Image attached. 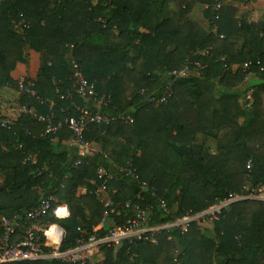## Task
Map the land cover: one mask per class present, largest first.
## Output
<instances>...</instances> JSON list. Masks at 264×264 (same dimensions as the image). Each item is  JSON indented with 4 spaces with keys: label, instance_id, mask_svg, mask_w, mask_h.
<instances>
[{
    "label": "trees",
    "instance_id": "trees-1",
    "mask_svg": "<svg viewBox=\"0 0 264 264\" xmlns=\"http://www.w3.org/2000/svg\"><path fill=\"white\" fill-rule=\"evenodd\" d=\"M228 1L0 0V238L2 218H23L54 196L66 201L69 217H56L54 204L37 225L59 226L61 250L74 248L78 229L92 233L106 209L96 194L103 160L136 170L139 182L115 175L109 183L115 213L101 234L134 218L137 208H152L149 225H161L203 212L246 185H264V30L239 16L237 3L245 0ZM187 62L201 67L191 65L189 76L174 84L170 102L146 105ZM73 63L108 106L71 97ZM21 79L34 83L36 97L20 91ZM85 106L135 121L89 127L85 141L103 151L91 152L78 167L68 151V128L45 135L44 123L20 112L46 115L52 107L64 121ZM80 187L87 189L84 197ZM23 222L15 241L29 227ZM102 251L105 259L97 264H264V202L231 204L210 231L194 223L185 234L162 232L158 244Z\"/></svg>",
    "mask_w": 264,
    "mask_h": 264
},
{
    "label": "built area",
    "instance_id": "built-area-1",
    "mask_svg": "<svg viewBox=\"0 0 264 264\" xmlns=\"http://www.w3.org/2000/svg\"><path fill=\"white\" fill-rule=\"evenodd\" d=\"M220 7V6H219ZM193 65L200 68V63L187 62L181 69H176L170 73V80L165 86L163 92L159 95L151 94L146 97V105L158 108L167 105L174 96V84L189 76V68ZM249 64L245 65L247 69ZM74 73L72 80L74 81L71 97L73 95L80 96L87 100H93L100 109L102 106H108L110 100L105 97H98L94 86L90 84L84 77L83 69L77 63H73ZM35 85L31 81L21 79L19 88L21 92L36 97L34 89ZM147 91L142 90L141 95H146ZM250 96H248V99ZM38 99V98H37ZM40 100V99H38ZM53 105V104H52ZM21 113L28 114L36 118L39 122L46 125L45 135L57 134L64 127L68 128L73 134V142L78 148V156L74 158V166L84 164V159L91 152H95L91 148V144L85 141V133L92 125L109 126L113 122H121L125 125H132L135 121L132 115H122L109 117L100 111L92 113L88 107L79 109V115L76 117L66 118L64 121H57L56 115L50 108L46 115H38L33 110L23 108ZM63 112H65L63 110ZM5 127V124L2 125ZM27 160L35 163L33 156H29ZM247 170L251 171V161L247 163ZM121 176L130 178L139 182V175L133 169H121ZM100 181L96 194L107 192L109 183L115 178L113 172L108 171L104 167H100L97 172ZM145 185V184H144ZM242 200H256L264 202V185L259 184L258 187L244 186L241 194H230L226 199L215 203L209 209L194 213L187 212L183 216L174 219L171 222L161 225H149V216L152 208H137L134 218L126 221L121 226H116L101 234L105 225L109 222L111 216L115 213V205L109 200L104 203L105 211L99 225L94 228L93 232L88 234L79 228L80 238L74 248L61 250L64 242V231L57 225L38 226L37 221L49 211L52 210L56 202L54 196H48L32 211L27 212L23 218L15 217L13 220L2 218L1 223L4 233L0 238V264H9L25 261H42L56 260L60 264H91L94 259L102 252L103 249H112L122 246L124 243L130 245L138 241H150L158 244V236L164 231L174 230L180 234L189 231L192 224L196 223L202 227L214 226L220 220L223 211L231 204ZM160 209L167 213L166 203L159 202ZM131 204L127 203L126 207ZM20 219L24 224L29 225L28 229L18 238L14 240L18 227H20Z\"/></svg>",
    "mask_w": 264,
    "mask_h": 264
},
{
    "label": "crops",
    "instance_id": "crops-1",
    "mask_svg": "<svg viewBox=\"0 0 264 264\" xmlns=\"http://www.w3.org/2000/svg\"><path fill=\"white\" fill-rule=\"evenodd\" d=\"M227 4H234L233 0H230L226 2ZM239 7V16L244 17L246 19H252V22L257 26L259 30H264V0H245L242 3H237ZM197 21L205 28H208L209 23L208 20L204 17V15L199 14L197 16ZM123 142V141H121ZM113 144V143H112ZM115 144H121L119 142H115ZM68 151L70 153V156L74 159L78 156V148L74 144V142L71 140L68 144ZM122 148V146H119ZM91 148L94 151L102 152L103 146L101 144L92 143ZM112 148H115L114 145L108 146L107 149L111 152ZM119 148H117L118 150ZM102 166L113 172L116 176H121L120 170L123 169L122 166L118 165L117 163H114L112 161L103 160ZM93 184V183H92ZM138 192H142L139 188L135 187ZM87 193L86 187H80L78 189V196H85ZM99 201L104 205L106 201L110 200V193L107 191L102 194H98ZM56 209L54 210V214L58 218H67L69 217V208L66 203V201H56L55 203ZM85 214L88 216V211L85 209ZM208 231L211 230L212 226L205 227ZM210 232H208L209 234ZM210 235V234H209ZM105 259V253L102 251L91 264H97L101 263ZM217 264H219V261H217Z\"/></svg>",
    "mask_w": 264,
    "mask_h": 264
},
{
    "label": "rangeland",
    "instance_id": "rangeland-1",
    "mask_svg": "<svg viewBox=\"0 0 264 264\" xmlns=\"http://www.w3.org/2000/svg\"><path fill=\"white\" fill-rule=\"evenodd\" d=\"M193 75H195V76H198V74L195 72V73H193ZM56 209V206H55V208H54V210Z\"/></svg>",
    "mask_w": 264,
    "mask_h": 264
}]
</instances>
